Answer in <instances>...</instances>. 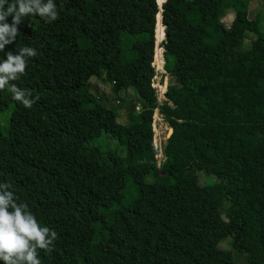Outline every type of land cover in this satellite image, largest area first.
<instances>
[{"label":"trees","instance_id":"1","mask_svg":"<svg viewBox=\"0 0 264 264\" xmlns=\"http://www.w3.org/2000/svg\"><path fill=\"white\" fill-rule=\"evenodd\" d=\"M250 1L55 0L56 21L24 18L0 60L37 50L19 87L38 99L25 108L0 91V113L10 107L0 183L58 233L41 264H234L231 251L264 264V28L248 18ZM157 14L169 77L159 105ZM88 78L108 86L109 106ZM124 101L121 125L113 106ZM156 107L171 130L158 169ZM225 239L231 250L218 248Z\"/></svg>","mask_w":264,"mask_h":264},{"label":"clouds","instance_id":"2","mask_svg":"<svg viewBox=\"0 0 264 264\" xmlns=\"http://www.w3.org/2000/svg\"><path fill=\"white\" fill-rule=\"evenodd\" d=\"M29 16H38L49 24L56 21L59 12L55 0H0V52L17 41L19 25ZM17 47V54L8 51L6 59L0 60V91L9 87L13 100L31 108L38 97L11 82L26 73L29 58L35 57L37 50ZM12 189V184L0 183V262L41 264L38 250L51 252L58 233L41 226L29 205L18 202L19 197Z\"/></svg>","mask_w":264,"mask_h":264},{"label":"rangeland","instance_id":"3","mask_svg":"<svg viewBox=\"0 0 264 264\" xmlns=\"http://www.w3.org/2000/svg\"><path fill=\"white\" fill-rule=\"evenodd\" d=\"M159 2V0H157ZM256 17V19L260 22L261 26L264 28V2H261L259 0H252L248 3V18L253 19ZM233 18L232 12L230 10H225L221 16L220 21L224 25L225 28H228L230 25V22ZM249 48V41L243 40L241 44V50H246ZM169 77L167 76V79L165 82H168ZM89 82L94 85L95 91L98 94L100 99L106 100V106L110 105V100H112V96L110 93V90L108 86L99 80H96L94 78H88ZM14 84H16L19 87V80L13 81ZM119 96H122V93L119 94ZM127 102H119L114 103L113 110L115 111V118L116 122L123 125L125 124V119H126V108H127ZM10 113V107L5 110L4 112L0 113V131L4 132L6 126H7V121ZM170 134V129L166 131V135L168 136ZM104 144L105 147H107L110 150H114L116 148V143L113 141L110 137H104ZM202 176V174H200ZM155 174H150L145 178L146 182H152L154 180ZM200 176V184H204V182L207 180L206 177H201ZM211 181V180H210ZM213 181V180H212ZM132 190L128 189L126 191V197L128 198L129 195H131ZM126 199V198H125ZM128 201V199H126ZM222 217H223V212H221ZM218 248L222 250H229V240L225 239L222 240L221 242L218 243ZM231 250V249H230ZM232 255V261L234 264H243V259L238 257L236 253L231 251Z\"/></svg>","mask_w":264,"mask_h":264},{"label":"built area","instance_id":"4","mask_svg":"<svg viewBox=\"0 0 264 264\" xmlns=\"http://www.w3.org/2000/svg\"><path fill=\"white\" fill-rule=\"evenodd\" d=\"M164 40V32L159 23L158 14L155 17V24L153 30V45L151 52V59L149 66L153 71L150 79V88L155 93L156 104H160L164 99L166 89L167 74L164 71V49L162 42ZM136 110L138 107L135 108ZM169 127L164 122L162 115L158 112L157 107L152 110L150 130H151V143L154 150L153 159L155 168H159L164 161L163 148L167 138L166 131Z\"/></svg>","mask_w":264,"mask_h":264},{"label":"water","instance_id":"5","mask_svg":"<svg viewBox=\"0 0 264 264\" xmlns=\"http://www.w3.org/2000/svg\"><path fill=\"white\" fill-rule=\"evenodd\" d=\"M159 6V5H158ZM170 133H171V130H170Z\"/></svg>","mask_w":264,"mask_h":264}]
</instances>
